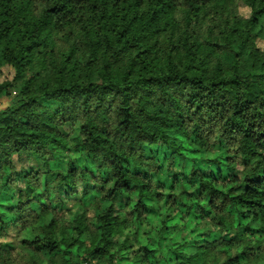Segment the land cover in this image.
Instances as JSON below:
<instances>
[{"label":"trees","instance_id":"16d2710c","mask_svg":"<svg viewBox=\"0 0 264 264\" xmlns=\"http://www.w3.org/2000/svg\"><path fill=\"white\" fill-rule=\"evenodd\" d=\"M0 264H264V0H0Z\"/></svg>","mask_w":264,"mask_h":264},{"label":"rangeland","instance_id":"374dc122","mask_svg":"<svg viewBox=\"0 0 264 264\" xmlns=\"http://www.w3.org/2000/svg\"><path fill=\"white\" fill-rule=\"evenodd\" d=\"M240 14L243 15V16H248L249 15L248 9L241 8L240 9ZM3 75L6 76V77H10L11 74H10L9 70L5 68L4 71H3ZM22 161H23L22 164H23L24 167H26L30 163V160H28L26 158H23ZM139 234L141 236L142 241H144V242H149V241L152 240L151 239L152 234L149 235V227L140 228L139 229Z\"/></svg>","mask_w":264,"mask_h":264}]
</instances>
